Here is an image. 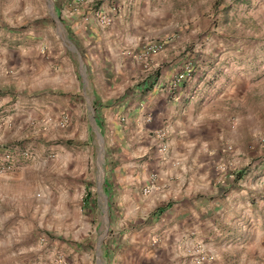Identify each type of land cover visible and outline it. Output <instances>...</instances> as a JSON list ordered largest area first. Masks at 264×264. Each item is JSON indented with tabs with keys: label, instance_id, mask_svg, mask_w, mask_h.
<instances>
[{
	"label": "rangeland",
	"instance_id": "rangeland-1",
	"mask_svg": "<svg viewBox=\"0 0 264 264\" xmlns=\"http://www.w3.org/2000/svg\"><path fill=\"white\" fill-rule=\"evenodd\" d=\"M147 1L105 4L101 16L111 22L103 29L113 26L107 15L112 9L113 18L125 14L124 27L115 25L122 32L95 42L74 39L69 32L79 46L69 42L68 50L56 35L55 8L62 3L68 10L85 0H0V264H59L62 259L66 264H104L105 248L124 246L111 228L106 205L98 200L102 160L118 150L98 140L90 128L92 112L84 110L74 47L90 65L101 64L103 51L111 61L134 58L133 82L155 73L145 57L148 46H161V51L167 44L169 54L196 55L202 62L209 57L214 61L223 49V124H238L242 133L234 137L242 144L241 175L251 170L257 173L254 178L262 174L264 155L255 153L264 150V0H150L153 21L147 29L139 24L136 33L129 12L139 8L134 14L144 18ZM72 12L63 17L72 18ZM215 35L223 36L221 47L207 45ZM44 46L47 55L42 54ZM109 46L112 53L105 50ZM15 54H27L40 74L35 76L28 64L15 66ZM109 67L121 74L120 65ZM47 100L54 103L53 110L45 109ZM255 127L258 136L251 141L243 132ZM256 166L262 167L256 171ZM119 227L124 231V223Z\"/></svg>",
	"mask_w": 264,
	"mask_h": 264
},
{
	"label": "crops",
	"instance_id": "crops-1",
	"mask_svg": "<svg viewBox=\"0 0 264 264\" xmlns=\"http://www.w3.org/2000/svg\"><path fill=\"white\" fill-rule=\"evenodd\" d=\"M85 1L73 2L68 8L73 10L72 18L63 17L69 13L62 3L55 8L61 47L70 50L69 42L79 46L69 32L72 38L84 37L88 42L99 36L104 41L122 32L124 13L113 18L116 12L110 10L111 28L103 29L106 25L99 20L104 5L114 0ZM99 2V9L93 11ZM149 4L150 0L144 18L134 14L139 8L129 12L136 33L141 31L139 24L147 29L153 21ZM79 15L86 17L85 22L77 19ZM118 23L121 26H115ZM130 27L126 25L127 30ZM128 37L130 42L138 40ZM222 42L223 36L215 35L207 45L217 48ZM167 46L150 56L149 69L155 68V73L135 83L134 58L111 61L103 49L98 57L101 64L90 65L73 49L82 98L88 105L82 109L92 112L90 128L98 140L118 150L102 160L106 164L98 200L106 205L111 228L117 229L124 246L105 248L104 264H194L198 254L206 256L204 264H264V167L255 178L257 173L252 170L241 175L242 144L234 137L242 133L238 124H223V49L221 54L216 52L219 57L214 61L209 57L202 62L196 55L169 54ZM42 49L43 55L49 53L45 46ZM105 50L113 51L110 46ZM11 62L28 64L35 76L40 74L27 54H15ZM112 63L121 66V74L111 71ZM186 63L194 71L173 88V77ZM101 68L104 71L97 72ZM117 73L121 83H117ZM120 94L123 97L116 102ZM46 103L45 109H54L52 100ZM243 133L251 141L258 136L257 127ZM255 154L264 155V150ZM120 223H124V231Z\"/></svg>",
	"mask_w": 264,
	"mask_h": 264
},
{
	"label": "built area",
	"instance_id": "built-area-1",
	"mask_svg": "<svg viewBox=\"0 0 264 264\" xmlns=\"http://www.w3.org/2000/svg\"><path fill=\"white\" fill-rule=\"evenodd\" d=\"M101 18V23L104 25H109L110 20L107 19L104 16H100ZM161 49V46H148L145 52V57H150L151 55H155L156 53H158ZM191 74V71L188 67H185L183 70L180 71V73H177L172 81H171V85L173 88H176L182 81H184L185 79H187ZM161 151H165V147L161 148ZM207 258L205 255L203 254H198L196 256V258L193 260L194 264H204L206 262ZM59 264H66L63 263V259L59 261Z\"/></svg>",
	"mask_w": 264,
	"mask_h": 264
}]
</instances>
